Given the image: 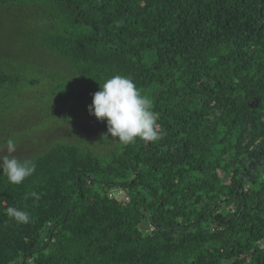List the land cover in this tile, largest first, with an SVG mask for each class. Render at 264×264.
I'll use <instances>...</instances> for the list:
<instances>
[{
  "label": "trees",
  "instance_id": "trees-1",
  "mask_svg": "<svg viewBox=\"0 0 264 264\" xmlns=\"http://www.w3.org/2000/svg\"><path fill=\"white\" fill-rule=\"evenodd\" d=\"M0 13L3 141L40 84L80 137L20 159L37 167L19 185L0 172V264H264V0H0ZM117 74L153 101L157 142L120 146L89 114Z\"/></svg>",
  "mask_w": 264,
  "mask_h": 264
},
{
  "label": "clouds",
  "instance_id": "clouds-1",
  "mask_svg": "<svg viewBox=\"0 0 264 264\" xmlns=\"http://www.w3.org/2000/svg\"><path fill=\"white\" fill-rule=\"evenodd\" d=\"M100 90L93 94L92 103L88 105L90 115L105 121L107 132L120 146L136 142L137 138L146 142H157L165 134L159 121V114L154 111L153 101L143 95L131 76L114 75L101 84ZM4 148L7 155L0 156V172L11 184L19 185L36 171V162L31 159H18L13 153L17 149V141L9 138ZM29 196L40 199L36 192ZM7 215L17 224L31 222L27 210L10 206Z\"/></svg>",
  "mask_w": 264,
  "mask_h": 264
},
{
  "label": "rangeland",
  "instance_id": "rangeland-1",
  "mask_svg": "<svg viewBox=\"0 0 264 264\" xmlns=\"http://www.w3.org/2000/svg\"><path fill=\"white\" fill-rule=\"evenodd\" d=\"M10 18L0 13V48L8 49L13 44L11 35L8 36L13 23L6 22ZM21 92L10 109L7 125L10 138L17 141V149L13 155L18 159L30 158L56 139L80 141L79 136L70 137L68 124L63 117H58L59 109L54 104L55 101L48 100L44 84L24 88ZM49 108L52 109L51 112ZM4 136L5 134L0 135V156L7 155Z\"/></svg>",
  "mask_w": 264,
  "mask_h": 264
},
{
  "label": "built area",
  "instance_id": "built-area-1",
  "mask_svg": "<svg viewBox=\"0 0 264 264\" xmlns=\"http://www.w3.org/2000/svg\"><path fill=\"white\" fill-rule=\"evenodd\" d=\"M108 195L111 197L117 196V195H121L122 197L124 196L125 199H128V196L125 195L124 191H122L119 188H111L108 191Z\"/></svg>",
  "mask_w": 264,
  "mask_h": 264
}]
</instances>
